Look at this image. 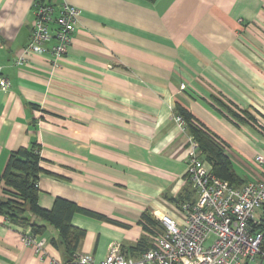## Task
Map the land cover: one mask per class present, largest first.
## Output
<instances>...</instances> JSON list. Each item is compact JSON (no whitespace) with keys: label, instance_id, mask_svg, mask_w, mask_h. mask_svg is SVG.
Instances as JSON below:
<instances>
[{"label":"crops","instance_id":"0c3cea01","mask_svg":"<svg viewBox=\"0 0 264 264\" xmlns=\"http://www.w3.org/2000/svg\"><path fill=\"white\" fill-rule=\"evenodd\" d=\"M42 1L55 16L63 3L80 12L58 69L48 54L14 64L38 0H0V76L10 83L0 90V176L11 153L39 147L38 206L51 210L63 199L79 208L76 254L98 264L118 245L137 259L159 226L144 230L143 214L182 222L180 204L196 194L187 177L190 135L174 121L180 110L216 137L243 184L260 179L264 0ZM32 220L45 226L35 236L41 252L22 242L30 226L0 214V264L66 260L58 231Z\"/></svg>","mask_w":264,"mask_h":264},{"label":"built area","instance_id":"2783aa9c","mask_svg":"<svg viewBox=\"0 0 264 264\" xmlns=\"http://www.w3.org/2000/svg\"><path fill=\"white\" fill-rule=\"evenodd\" d=\"M79 15L77 8L63 3L55 16L53 5L38 0L29 42L14 64L23 66L32 55L48 54L52 68H60L73 41ZM51 40L54 43L47 48L45 44ZM9 86V81L0 76V90H7ZM174 121L185 130L180 115H175ZM254 160L264 168V156L257 155ZM187 177L196 201L180 204L182 222L162 214L157 218V230L153 231V246L139 258H128L118 245H112L98 264H264V235L251 228L260 223L256 213L264 206V170L257 181L231 186L213 173L209 163L200 159L198 143L189 136ZM211 237L213 241L208 243ZM22 242L38 252L45 244L31 234L22 235ZM73 260L76 264H96L89 254H75ZM50 264L62 263L53 260Z\"/></svg>","mask_w":264,"mask_h":264},{"label":"trees","instance_id":"16d2710c","mask_svg":"<svg viewBox=\"0 0 264 264\" xmlns=\"http://www.w3.org/2000/svg\"><path fill=\"white\" fill-rule=\"evenodd\" d=\"M185 122V130L198 143L200 155L208 161L213 173L231 186L239 187L243 181L233 170L231 160L219 141L202 126L191 123L192 115L184 110L176 112ZM39 147L21 148L9 155L5 169L0 176L7 198L0 200V214L13 223L28 225L31 236L42 235L45 226L36 224L32 217L53 226L57 231L60 241L65 247L67 258L63 264H76L73 257L77 252L84 231L72 225V217L79 208L69 201L56 199L51 210H44L38 206V178L43 172L40 166L42 158ZM84 213L91 214L84 210ZM108 221L119 224L118 222ZM141 225L146 231H153L158 226L157 220L148 213L142 215ZM253 230L261 231L264 235V206L260 223L251 226ZM54 243V242H53ZM139 247H144L142 242Z\"/></svg>","mask_w":264,"mask_h":264},{"label":"rangeland","instance_id":"374dc122","mask_svg":"<svg viewBox=\"0 0 264 264\" xmlns=\"http://www.w3.org/2000/svg\"><path fill=\"white\" fill-rule=\"evenodd\" d=\"M256 215L261 216V215H262V211L260 210L258 213H256ZM212 241H213V237H211V238L208 240V243H211ZM249 264H256V263H249Z\"/></svg>","mask_w":264,"mask_h":264}]
</instances>
